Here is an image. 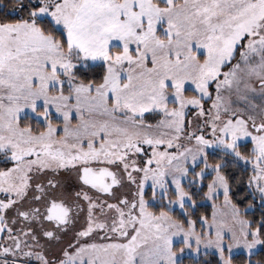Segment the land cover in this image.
<instances>
[{
	"label": "snow or ice",
	"instance_id": "obj_1",
	"mask_svg": "<svg viewBox=\"0 0 264 264\" xmlns=\"http://www.w3.org/2000/svg\"><path fill=\"white\" fill-rule=\"evenodd\" d=\"M0 264H264V0H0Z\"/></svg>",
	"mask_w": 264,
	"mask_h": 264
},
{
	"label": "trees",
	"instance_id": "obj_2",
	"mask_svg": "<svg viewBox=\"0 0 264 264\" xmlns=\"http://www.w3.org/2000/svg\"><path fill=\"white\" fill-rule=\"evenodd\" d=\"M4 3L5 4H11L12 3V0H4ZM203 211H205V209L204 208H199V209H197V214H199V213H201V212H203ZM207 211L210 213L211 212V207H210V205H209V207L207 208ZM260 211H261V208H260V206L257 204V206L255 207V209L253 210V212H250L249 213V215L251 216V215H255V216H259L260 215ZM255 258H258V256L257 257H255Z\"/></svg>",
	"mask_w": 264,
	"mask_h": 264
},
{
	"label": "rangeland",
	"instance_id": "obj_3",
	"mask_svg": "<svg viewBox=\"0 0 264 264\" xmlns=\"http://www.w3.org/2000/svg\"><path fill=\"white\" fill-rule=\"evenodd\" d=\"M253 259H256L255 257H253Z\"/></svg>",
	"mask_w": 264,
	"mask_h": 264
}]
</instances>
